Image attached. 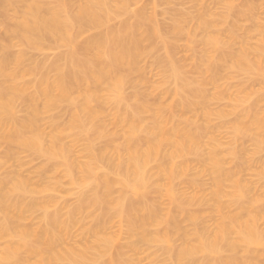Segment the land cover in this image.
<instances>
[{
    "label": "rangeland",
    "instance_id": "374dc122",
    "mask_svg": "<svg viewBox=\"0 0 264 264\" xmlns=\"http://www.w3.org/2000/svg\"><path fill=\"white\" fill-rule=\"evenodd\" d=\"M81 1L84 0H75ZM106 1L109 5L118 2ZM231 5L234 8L229 11L227 8ZM130 7L143 9L145 17L154 14L162 32H169L175 19L185 31L191 28L194 31L192 42L185 34L177 35L171 38L167 50L171 63L179 68L183 78L202 92L192 99L191 109L182 108L176 102L172 82H164L165 72L151 57L141 60L142 72L133 74L132 79L139 80L138 90L149 108L148 112L140 114V125H149L152 114L163 111L164 124L169 131L176 128L191 137L196 136L193 138L197 142L195 150L172 160L174 176L170 180L160 170L168 169L169 163L151 162L147 166L150 180L146 189L141 195L128 192L129 208L145 205L152 213L153 221L143 231L131 230L124 221L112 218L96 235L87 233L97 215L95 209L88 210L73 216L69 227L59 233L54 254L63 255L67 251L82 254L86 259L80 264H110L115 252L121 261L116 259L113 264H264V134L259 125L252 126L258 121L253 118L255 111L256 118L264 119V100L257 103V107L254 105L257 94H264V58L260 70L255 65L247 73V77L254 79V85H242L239 72L228 62L227 67L217 72L221 79L216 86L203 84V80L212 75L203 66L205 55L224 60L223 57L239 50L238 39L243 36L251 47L264 42V0H136ZM200 14L211 21L212 26L207 30L193 29L195 23L190 18ZM186 17L188 20L184 21ZM117 25V21L109 24L110 27ZM229 32L236 37L229 49L221 46L213 49L207 44L209 36H218L221 42L229 41ZM94 34L95 31L86 30L79 39ZM12 43L11 52L18 51L19 42L13 40ZM64 51L62 47L47 44L41 50L27 52L26 63L49 62ZM159 54L165 53L160 50ZM29 80L25 78V82ZM31 93L30 88L28 94ZM132 94L131 88H124L125 96ZM242 100H249L253 110L244 120L239 116L245 106ZM100 108L102 122L107 129L115 131L116 136L99 142L97 147L120 144L124 124L114 123L109 104ZM65 109L41 113L37 119L40 129L48 132L49 119L55 114L61 124H65L69 119L68 108ZM17 110L19 118H24V104H18ZM249 125L250 133L242 132L244 126ZM144 139L137 135L135 143L143 145ZM63 143L73 146L74 158L84 161L81 142L72 145L66 132ZM172 150V145L167 143L162 153L169 154ZM83 176L78 169L73 173L75 180ZM18 182H22L27 191L10 192L12 201L18 199L23 209L21 218H13L11 223L24 229L39 230L43 210L58 212L65 219L67 209L79 202L80 191L60 164L48 162L43 156L10 144L0 136V192L10 191ZM169 183L172 193L167 187ZM121 193L120 186H113L114 198ZM98 237L115 239L106 254L105 245ZM6 241V237L0 238V252ZM202 244H213L214 248L203 250ZM192 249L196 250L192 256L178 257L179 253ZM22 257L34 260L24 251ZM60 264L71 263L62 261Z\"/></svg>",
    "mask_w": 264,
    "mask_h": 264
},
{
    "label": "bare ground",
    "instance_id": "6f19581e",
    "mask_svg": "<svg viewBox=\"0 0 264 264\" xmlns=\"http://www.w3.org/2000/svg\"><path fill=\"white\" fill-rule=\"evenodd\" d=\"M135 1L118 0L115 5H109L106 0H0V136L10 144L43 156L48 162L60 164L80 191L78 204L67 209L65 219L58 212L43 210L39 230L24 229L11 223L13 218H21L23 209L18 199L12 201L10 192L27 191L24 184L18 182L10 191H1L0 238L6 237L8 241L1 249L0 264L83 263L86 258L82 254L67 251L55 255L53 247L59 243V233L73 222V216L88 210L95 209L97 215L93 217L94 226L88 228L87 233L96 235L112 218L124 221L131 230L143 231L153 221L152 213L145 205L129 208L128 194L141 195L146 189L150 180L147 166L151 162L169 163L168 169L162 167L160 170L170 180L174 176L172 160L195 150L194 143L197 142L193 138L196 136L191 137L176 128L169 131L164 124L163 111L153 113L149 125H140V114L148 112L149 108L138 90L139 80L132 79L133 74L142 72L141 60L151 57L165 72L164 82H172L176 102L182 108L191 109L192 99L202 92L183 78L179 68L171 63L167 50L171 38L177 35L185 34L192 42L194 31L192 28L185 31L175 19L171 30L162 32L154 14L145 17L143 9H131L130 5ZM233 8L231 5L227 9ZM190 20H194L193 29L207 30L212 26L202 14ZM112 21H117L118 25L110 27ZM86 30H93L95 34L79 39ZM228 38L229 41L221 42L218 36H209L206 41L213 49L220 46L229 49L235 44L236 37L229 32ZM13 40L20 45L16 52H11ZM238 42L239 50L223 57L224 60L205 55L203 66L212 75L204 79L203 84L216 86L221 79L217 72L228 62L239 72L242 85H254V79L247 77V73L255 65L258 70L262 67L264 42L251 47L244 36ZM47 44L65 51L49 62L26 63L27 52L41 50ZM160 50L165 54H159ZM26 77L30 78L27 82ZM125 87L133 90L132 96L124 95ZM30 88L32 93L28 94ZM261 100H264L262 92L257 94L254 105L257 107ZM242 101L245 106L239 116L244 120L253 110L249 100ZM18 104L25 106L24 118L18 116ZM103 104L112 107L110 114L115 124H124L120 144L97 147L99 142L116 136L115 131L107 129L101 120ZM61 108H68V121L61 124L55 114L49 119V131L40 129L37 119L41 113H52ZM256 114L255 111L253 118L258 121L252 126L259 125L264 134V119L259 120ZM250 128L251 125L244 126L242 132L250 133ZM66 132L72 145L83 144L84 161L74 158L73 146L63 143ZM137 135L145 138L143 145L135 143ZM167 143L173 150L163 154L162 148ZM77 169L84 174L80 180L73 177ZM110 176H113L112 180ZM115 185L122 189L116 198L112 196ZM167 187L172 193L170 183ZM98 239L105 245V254L115 243L111 237ZM202 245L203 250L214 248L213 244ZM23 251L34 260L23 259ZM194 253L196 250L192 249L179 253L178 257ZM116 259L121 261L117 252L111 256L110 264Z\"/></svg>",
    "mask_w": 264,
    "mask_h": 264
}]
</instances>
